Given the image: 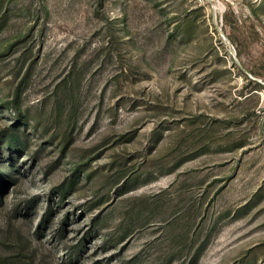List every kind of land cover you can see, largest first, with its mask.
<instances>
[{"label":"rangeland","instance_id":"1","mask_svg":"<svg viewBox=\"0 0 264 264\" xmlns=\"http://www.w3.org/2000/svg\"><path fill=\"white\" fill-rule=\"evenodd\" d=\"M249 7L243 68L264 0H0V264H264Z\"/></svg>","mask_w":264,"mask_h":264},{"label":"trees","instance_id":"2","mask_svg":"<svg viewBox=\"0 0 264 264\" xmlns=\"http://www.w3.org/2000/svg\"><path fill=\"white\" fill-rule=\"evenodd\" d=\"M249 13H250V19L251 23L246 24L245 20H241L239 24L235 20L231 21L227 14L223 16L224 24L228 27L229 33L227 34V38L231 40L232 42L236 43V57L238 58L239 62L240 59H242V55L244 51L247 48L248 42H254L258 40L259 33L256 30V26H260L261 24L255 14L253 13L252 8L249 7ZM248 17V18H249ZM250 63V66L248 68L244 67V65L240 62L239 68L242 71H246L249 73L252 77L263 80L264 81V51L259 55V57L252 60ZM248 63V64H249ZM3 142L0 141V143L4 144L6 147L12 150H18L21 146L20 138L17 135L15 131H11L10 133L3 134ZM2 160L0 158V186H3L5 184L4 179L5 173L2 165ZM51 215V209L48 207L42 217L40 227L43 226L48 221L49 216ZM38 228V230L40 229Z\"/></svg>","mask_w":264,"mask_h":264}]
</instances>
